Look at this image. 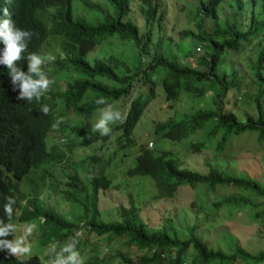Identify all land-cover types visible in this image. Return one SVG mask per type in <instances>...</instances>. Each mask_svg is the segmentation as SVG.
<instances>
[{"label":"trees","instance_id":"obj_1","mask_svg":"<svg viewBox=\"0 0 264 264\" xmlns=\"http://www.w3.org/2000/svg\"><path fill=\"white\" fill-rule=\"evenodd\" d=\"M74 0H20L15 21L17 25L31 30L34 35L24 56L38 52L47 54L43 47L53 45L54 61H51V76L57 75L65 81V88L52 92V99L44 95L40 101L27 103L17 100L18 90L14 89L8 69L0 65V219L7 222L3 212L6 196H13V223L34 219L43 220V244L50 242H65L76 231H81V237L87 232L94 233L99 239H105L107 244L115 239L117 245L125 243L126 249L135 248L141 255L133 257L130 251L123 254L119 247L109 250L104 257L99 254L90 257L85 264H264V252L250 254L242 248L235 247L232 251L215 249L193 232V226L188 239H180L166 225L158 228L149 226L142 218L134 204L120 206L119 219L105 222L101 220L98 208L100 190L111 187V180L105 175L91 176L87 186L78 174L68 175L62 189L63 198L76 208V215L67 217L65 214L46 206L40 198L41 191L46 187L45 179L49 176L48 168L40 174V181L22 180L39 169L42 165L53 166L60 163L64 154L52 150L47 145L48 134L56 122V98H60L64 109H71L80 116H88L104 105H97L96 100L105 97L109 103L132 96V89L138 92L130 99L126 108V118L112 127L119 131L115 138L117 150L128 149L136 145L132 137L133 130L140 117L156 97V84L153 76L156 71L163 70L165 76L160 81L164 97L172 105L181 93L202 97L205 94L203 86L198 83L206 81L210 87L216 88L212 101L215 108L198 107L193 113L181 115L180 118L170 117L163 122H156L155 134L173 142H181L194 136L185 149L200 152L206 148V143L216 139L214 151L222 153L230 139L234 136H255V142L264 152V47L256 49V55L250 65L253 81L254 116L239 120L235 113L228 109L230 104L227 95L233 88H238L239 80L235 72L228 75L219 73L223 58L238 53L249 46L259 34L264 32V0H232L234 6L233 18L239 16L244 5L251 3V15L247 20V29L241 30L237 22L225 20L219 22L218 6L223 0H206L196 8L198 40L194 49L188 53L191 61L182 63L176 55L166 52L150 53L147 49L151 41V26L155 20L161 19L159 14L160 0H135L145 18L150 30L145 35L140 33L139 26L126 17L132 10L134 0H108L115 8V14H104V21L90 24L85 18H76L72 14L71 3ZM84 4L92 9H103L89 0ZM249 2V3H248ZM259 4V8H258ZM258 11V12H257ZM212 21V28L206 30V22ZM117 37L121 41H131L137 48V59L134 66L117 56L107 58L87 59V55L96 45ZM143 37L146 39L143 42ZM160 43V42H159ZM158 43V44H159ZM202 50L197 56L195 48ZM4 45L0 49H3ZM151 59L144 62L145 56ZM181 62V63H180ZM18 66L27 71V60L18 62ZM108 79L113 86L103 82ZM138 83V84H135ZM53 86H58L54 83ZM142 87L146 91H141ZM225 101V102H224ZM41 104H48L50 113L40 112ZM70 133L82 136L78 141L81 146H88L97 141L102 144L110 136H101L91 128L81 125L67 127ZM205 131L202 139L199 135ZM68 148L70 146L67 144ZM55 148H57L55 146ZM116 150V151H117ZM97 160V158H92ZM170 151L153 152L146 145L139 147L135 164L126 170L128 177H148L153 182L156 199H171L180 186L194 187L196 184L209 189L233 187L241 194L224 196L214 202L220 207H256L250 198L243 193L255 197H264V184L255 178L243 174H230L218 170L206 163L207 172L202 173L187 167ZM55 189V187H54ZM19 213V215H17ZM11 236L8 237L10 239ZM99 239L97 241H99ZM87 257V256H86ZM0 264H40L37 256L27 259L9 256L0 251Z\"/></svg>","mask_w":264,"mask_h":264},{"label":"rangeland","instance_id":"obj_2","mask_svg":"<svg viewBox=\"0 0 264 264\" xmlns=\"http://www.w3.org/2000/svg\"><path fill=\"white\" fill-rule=\"evenodd\" d=\"M89 1L99 5L103 11L87 7L83 0H74L71 3L73 16L85 18L90 24H95L104 21L105 13L115 14L114 6L108 0ZM205 1L160 0L157 18H159V14H162V18L155 20L150 30L144 16L140 12L139 3L134 0L131 2L132 10L126 19L135 22L139 26L142 35H145L150 30L151 41L147 46L150 53H155L156 51L172 53L177 56L179 61L186 63L191 61V58L187 55L194 49L195 41H200L198 37H195L198 34L197 22L200 21L196 15V8L197 5L199 6ZM230 4L233 5L232 0H223L218 6L221 25L224 24L225 20L234 19L232 16L235 9ZM249 5L251 6V3H246L243 12L234 19L241 30L247 29V20L252 14ZM262 17L264 18V15ZM212 25V21L206 22V30L211 29ZM145 39L143 37V42ZM45 46L43 50L54 56L52 51L57 50V48L53 45H49L46 48ZM198 47L195 48V51L198 53L197 56H200L202 50L199 51ZM262 47H264V32L259 34L249 43V46L244 47L238 53L225 56L219 68V73L225 72L230 75L235 72L236 79L240 82L239 87L231 89L226 98L230 101L228 109H231L239 120L255 115L253 104L254 89L250 65L256 55V49ZM111 55L120 57L127 61L130 66H134L137 59V48L131 41H121L117 37H112L96 45L88 53L87 59L92 61L94 58H107ZM150 59L151 55L145 56L143 61L146 62ZM50 69H52L51 61L45 63L42 68L48 77L58 84V86H53L52 84L45 94L51 101L52 92L63 90L65 81L62 78H57V75H49L47 72ZM164 76L165 72L163 70L156 71L153 76L155 83H158L156 84V97L150 102L133 130L132 137L135 139L136 145L128 149H116L115 138L119 135V131H112L105 144L97 141L88 146L79 145L78 141L82 136L70 133L66 130L67 127L83 124L91 128V123L99 117V113L96 111L88 116L77 115L71 109H64L61 99L56 98L54 100L56 102L55 116L56 119L62 117L64 122L59 124L57 128H53L48 134L47 145L52 150L56 149V151L62 152L64 158L60 163L53 166L42 165L25 177L20 184L23 186V183L28 181V179H32L38 184L40 174L48 168L50 175L45 179L46 187L41 191L40 198L46 206L65 214L67 217H72V215H76L77 209L73 208L72 204L66 201L62 195V189L65 187L64 184L68 179V175L78 174L80 179L89 186V178L91 176L102 174L107 176L112 183L109 189L100 190L98 196L101 220L105 222L119 219V207L128 206L132 203L139 208L141 218L149 226L158 228L166 225L180 239H188L191 228L196 226L193 233L215 249L229 252L239 246L250 254L264 252V197L259 198L242 192L256 205L254 209L227 206L216 208L214 202L220 198L241 193L233 187L226 186L221 188L217 186L212 190L196 184L194 187L180 186L176 195L171 199H156L155 188L150 178L128 177L126 175V170L135 164L139 147L146 145L153 152L158 150L170 151L183 162L184 167L202 173L207 172L206 163H209L218 170L234 175H248L264 184V152L256 144L255 136L251 133L232 137L222 153L214 151L215 138L206 143L205 149L195 152L185 149V146L187 147L194 140V136L181 142H173L155 134L154 127L156 122L166 121L170 117L180 118L184 113H193L198 107L215 108L212 96L216 88L210 87L206 81L198 83L200 87L203 86L205 89V94L202 97L197 98L193 95L181 93L179 99L170 105V102L165 100L160 84ZM102 81L110 86L114 85L108 79L104 78ZM141 91L145 92L146 88L142 87ZM137 92L138 89L135 87L132 89V96L129 99L116 100L112 104L125 113L130 99L134 98ZM118 123L110 126L113 127ZM199 136L203 139L205 131H201ZM67 144L70 148L66 146ZM93 157L97 158V160H93ZM23 188L26 189L27 187L24 185ZM31 221H35L37 224L33 234L28 237L32 243V254L21 258L27 259L37 256L41 264V257L46 258L48 247L54 242L52 240L47 245L43 244V239H41L44 229L43 220L34 219ZM16 225V235L19 236L22 234L24 223L16 220ZM83 236L85 241L81 242L82 237L80 238L78 249L85 261L92 257L94 253L104 257L110 245L113 248L119 247L123 254L130 251L133 257L141 255V252L135 248L126 249L125 245H123L125 243L117 245L118 241L115 239L108 245L105 239H99L94 233L87 232ZM13 238V236L10 237V239ZM98 239L99 241H97ZM114 260V263L118 264V259ZM235 264L240 263L237 262Z\"/></svg>","mask_w":264,"mask_h":264},{"label":"clouds","instance_id":"obj_3","mask_svg":"<svg viewBox=\"0 0 264 264\" xmlns=\"http://www.w3.org/2000/svg\"><path fill=\"white\" fill-rule=\"evenodd\" d=\"M20 0H0V65L8 69V75L14 89L18 90L17 100L31 103L33 100L40 101L48 92L50 86L55 83L42 70L47 62L54 61L55 57L50 54H40L31 52L25 57L29 43L34 35L31 30L20 28L15 21V13ZM27 60V71L18 66L21 60ZM97 105H104L98 108L99 117L91 123L93 132H99L101 136H110L112 127L110 125L122 122L126 114L118 110L105 97H100L96 101ZM40 112L45 116L50 113L48 104H41ZM64 119L58 118L52 125L57 128ZM16 200L9 195L4 198L3 212L7 217V222L0 219V251H5L9 256L20 258L31 256L32 243L28 237L37 228L35 221L24 223L22 234L17 236V225L13 223L14 205ZM81 231H76L73 235L60 244L54 242L49 245L46 258L41 257V264H85V259L78 249L81 238ZM13 236V239H8Z\"/></svg>","mask_w":264,"mask_h":264},{"label":"built area","instance_id":"obj_4","mask_svg":"<svg viewBox=\"0 0 264 264\" xmlns=\"http://www.w3.org/2000/svg\"><path fill=\"white\" fill-rule=\"evenodd\" d=\"M198 50H199V48H198Z\"/></svg>","mask_w":264,"mask_h":264}]
</instances>
